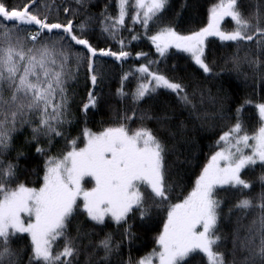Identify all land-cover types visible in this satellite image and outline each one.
<instances>
[{
	"label": "snow or ice",
	"instance_id": "obj_1",
	"mask_svg": "<svg viewBox=\"0 0 264 264\" xmlns=\"http://www.w3.org/2000/svg\"><path fill=\"white\" fill-rule=\"evenodd\" d=\"M63 2L66 6L62 7L47 0L20 4L0 0V264H81L82 254L83 264H204L205 258L207 264H264V174L255 196L246 195L255 183L244 178L245 170L256 166L264 173V102L254 105L259 127L249 134L250 122L243 113L252 100L245 99L234 110L225 108L230 98L224 83L217 86L215 95L198 85L189 92L190 84L161 72L160 61L150 59L149 53L133 56L125 50L133 41L146 39L155 55L166 58L171 49L187 53L203 74L219 80L223 69L214 72L216 62L210 60L215 53L209 38L214 37L226 48L235 46L222 56L225 68L239 76L246 66L253 74V89H264V3L245 14L242 0H217L208 9L207 22L183 34L169 17L171 0H116V15L109 11L111 3L96 15L88 9L92 0ZM184 8L181 5L174 15L179 17ZM61 11L63 20L59 19ZM97 21L99 36L93 27ZM228 23L234 24L231 30H226ZM137 27L142 35L136 33ZM124 31L130 34L127 40ZM101 42H111L117 50L100 47ZM103 58L121 65L133 59L139 65L121 76L117 89L121 98L130 96L139 104L167 91L181 102L194 126L235 121L219 135L217 150L179 202H172L175 189L166 163L169 149L157 132L144 126V121L155 120L167 127L171 117L166 114L145 112L136 117L133 111L132 116L117 117L123 121L117 126L98 132L84 127L74 138L65 134L73 125L71 85L78 82L81 71L85 83L91 84L81 109L85 123L87 113L100 104L102 96L96 89L106 77ZM132 78L136 86L129 93L125 83ZM237 99L233 97L231 103ZM136 119L141 126L131 128ZM174 127L173 139L186 131L183 121ZM26 131L23 145L16 146L17 136ZM58 139L65 141L67 150L51 155ZM37 157L42 163L32 168L30 162ZM22 161L29 166L22 167ZM29 174L36 177L31 182L35 186L21 181V175ZM221 193L223 197L218 198ZM228 205L225 213L222 206ZM154 208L166 211L155 240L159 250L134 259L131 250L137 236L129 221L137 215L140 220L150 219ZM237 212L255 218L245 225L243 217L237 216L232 231L223 232L225 218ZM80 214L94 226L114 223L121 239L114 240L109 232L93 243L90 237L95 233L82 231L79 225L73 236V221ZM16 241L27 243L14 247ZM125 241L127 260L122 253Z\"/></svg>",
	"mask_w": 264,
	"mask_h": 264
},
{
	"label": "trees",
	"instance_id": "obj_2",
	"mask_svg": "<svg viewBox=\"0 0 264 264\" xmlns=\"http://www.w3.org/2000/svg\"><path fill=\"white\" fill-rule=\"evenodd\" d=\"M15 4L23 3L24 0H12ZM45 0H40V3H44ZM50 4L66 6L63 0H47ZM217 0H171L173 5L172 11L169 13V17L175 20V26L178 31H181L183 34H187L188 31L197 30L199 27H202L207 22V12L208 9L216 3ZM106 3H111L112 7L109 9L112 15H116L117 9L115 7L116 0H92V3L88 5L89 12L91 14L98 15ZM258 3H264V0H242L243 11L245 14L255 11V6ZM181 5H185V8L179 17H176L174 13L180 12ZM73 6H75L73 4ZM52 15L55 16V8H53ZM59 19H64V14L61 11ZM230 21V18H226ZM234 26L233 23L226 24V30H231ZM95 27L96 35L99 36V27L98 21L93 24ZM129 27L131 23L129 21ZM136 33L143 34V30L140 27L136 28ZM133 33V34H136ZM129 32L124 31L122 36L124 38H129ZM210 41H214L212 45V51L215 55L210 57V60H215L217 67L214 68V72H221L223 69V74L219 80L210 78L207 74H203L202 70L198 68L190 59H188L187 53H177V50L171 49L166 58L159 57L155 55V48L150 45V42L146 39H141L138 41L132 42V47H129L125 50L132 51L133 56L136 52H147L149 53V58L153 60L160 61L159 70L169 77H175L178 82L185 84H190L189 92L193 90L197 85L201 88L210 90L213 95L217 92V86L220 83H224L229 96V102L225 105V108L231 107L233 110L235 107H238L240 103H243L245 99L252 100V105L246 107L243 116L246 121H249V134H252V130L259 127V116L256 112L254 105L257 103L264 102V89H261L259 86L253 89V74L249 68L246 66L241 69V75L237 76L235 72L231 70L230 67L225 68L224 60L222 56L230 54L235 50L233 48H226L222 46L221 42L214 37L209 38ZM93 43H96L94 40ZM100 47H113V50H117V45L105 44L101 42ZM176 53V55H173ZM241 55H244V52H241ZM140 61L139 63H143ZM104 71L106 72V77L103 83L99 85L96 91L102 96V100L97 108L91 109L87 113V123H85V115L81 111L83 103L87 102V93L91 90V84L85 83L83 71H81L78 82L71 85V95L73 99L72 112H73V125L67 127L65 134L69 138H74L80 135L81 130L84 127H87L94 132L103 130L109 126H117L118 123L123 122L122 119L118 120L117 117H123L125 114L132 116L133 111L136 113V117H139L141 114L147 112L149 115L154 116H163L167 115L171 117L168 122L167 127H162L155 120H146L144 121V126L152 129L157 132L162 140L165 141L169 153L166 156V163L169 168L170 180L169 182L173 184L175 189L173 203L179 202L180 199H183L184 196L191 191L192 187L195 184V179L199 175L205 163L210 158L211 154L216 151L215 142L218 139L222 131H227L234 120H215L209 121L203 128L199 125L194 126L187 119V111L182 107L181 102L177 99L174 94H170L167 91H161L157 96L152 100L141 101L139 104H134L131 97L121 98L117 94V89L121 87L120 78L124 73L133 71L138 67V63L130 59L121 65L119 62H115L112 58H103L102 60ZM173 66H176V70L173 71ZM245 76L248 77L245 80ZM136 86V79L132 78L125 83V91L131 92ZM235 97L237 99L236 104L231 103V99ZM207 110L209 112L213 111L212 105L208 104ZM183 121L186 127V131L175 137L174 139L170 136V131H175V125ZM141 123L136 119L135 123H130L131 128L140 127ZM28 135V132L19 134L16 138V146H21L24 143L25 136ZM55 147L51 151V155H56L61 151H66L65 141L63 139H58V142H55ZM80 147L83 146V143L78 141ZM26 152L34 153V149L25 148ZM12 156H15V152L12 153ZM12 156L7 157L11 159ZM37 163H42L41 158L37 157L35 161L30 162V166L35 168ZM21 166L25 165L24 162H21ZM245 179L251 180L255 183L254 189L246 193V195L255 196L261 191V186L259 183V177L262 173V170L259 166H256L254 169H247ZM42 175V173H41ZM22 182H29L30 186H35L33 181L36 180L34 175L29 174L27 177L21 175L20 177ZM87 187H91V184H87ZM223 193L220 194L218 198H222ZM242 198V197H241ZM235 202L234 200L232 201ZM228 206L224 207L225 213L228 211ZM237 216L243 217L241 220L242 224H248L252 219L255 218V215H244L243 213L237 212L230 219L225 218L222 223V231L225 233H230L235 227ZM166 219V211L162 209H153L151 212V218L140 220L138 215L137 217L129 221L130 224H133V231L136 233L137 239L132 244L131 256L134 259H139L147 255L153 249L158 248V245L155 243V240L159 233L163 229V223ZM79 225L82 231L94 232L95 235L91 236L90 239L93 243H97L102 239L105 233L111 232L113 234L114 240L119 241L121 239L119 231L114 223L109 222L108 227L103 226H94L92 222L88 221L86 215L80 214L73 221V231L72 235L75 236V228ZM26 235V234H25ZM27 241H16L13 245L14 247H22L26 244ZM88 240L84 241V244H87ZM62 247V245H61ZM228 247H231L229 242ZM91 251V249H89ZM123 259L127 260L129 251L128 244L125 241L123 248ZM100 255H103V252H100ZM81 264L85 259L84 255H81ZM117 258L113 257L115 261ZM204 264H207L206 258L204 259Z\"/></svg>",
	"mask_w": 264,
	"mask_h": 264
},
{
	"label": "rangeland",
	"instance_id": "obj_3",
	"mask_svg": "<svg viewBox=\"0 0 264 264\" xmlns=\"http://www.w3.org/2000/svg\"><path fill=\"white\" fill-rule=\"evenodd\" d=\"M92 131H93V130H92ZM93 132H94V131H93ZM82 147H83V146H82ZM207 162H208V161H207ZM207 162H206V163H207ZM206 163H205V164H206ZM157 250H159V249L157 248ZM149 253H150V252H149Z\"/></svg>",
	"mask_w": 264,
	"mask_h": 264
}]
</instances>
